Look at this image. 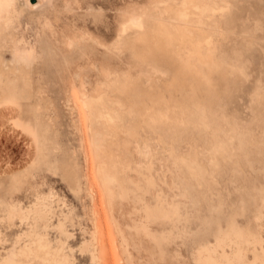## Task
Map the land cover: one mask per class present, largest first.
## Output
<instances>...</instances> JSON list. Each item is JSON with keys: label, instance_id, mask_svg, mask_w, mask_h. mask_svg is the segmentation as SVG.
<instances>
[{"label": "rangeland", "instance_id": "obj_1", "mask_svg": "<svg viewBox=\"0 0 264 264\" xmlns=\"http://www.w3.org/2000/svg\"><path fill=\"white\" fill-rule=\"evenodd\" d=\"M26 247L264 264V0H0V264Z\"/></svg>", "mask_w": 264, "mask_h": 264}, {"label": "bare ground", "instance_id": "obj_2", "mask_svg": "<svg viewBox=\"0 0 264 264\" xmlns=\"http://www.w3.org/2000/svg\"><path fill=\"white\" fill-rule=\"evenodd\" d=\"M140 17H141L140 15L129 17L127 22H125V24L123 25V30L126 31L129 27H132V26H142V20ZM145 47H147L148 49H146ZM145 47H143V51L146 54L158 52L155 50L154 45L150 42V40L147 41ZM208 92H209V88L206 89V93H208ZM159 114L162 116V118H164L166 120L169 118H172L171 113H170V109L167 106L164 109H162L159 112ZM206 118H207V115H206L205 105L203 103H200V102L194 103L193 113H192L191 118H190L191 123L197 124V125L203 124L206 121ZM176 120H177V118H176ZM176 120H175V123H177ZM223 247H224V245H223ZM28 252L30 254H28ZM32 252H33L32 248H28V247L25 248L24 253L26 254L27 261H23V263H21L17 258L12 257L11 259H8L6 262L1 263V264H36L35 258L33 256H31ZM254 253L256 254V251H254ZM244 256H246V253L243 251H240L239 257L244 258ZM199 259L201 261V264H220V262L216 260V257L208 249H201L200 250ZM227 259L230 262H233L230 258H227ZM43 261H44L43 264H57L55 259H52L50 257L43 259Z\"/></svg>", "mask_w": 264, "mask_h": 264}]
</instances>
